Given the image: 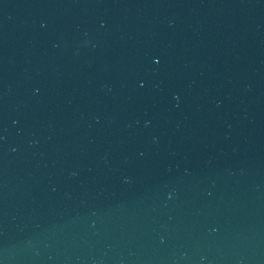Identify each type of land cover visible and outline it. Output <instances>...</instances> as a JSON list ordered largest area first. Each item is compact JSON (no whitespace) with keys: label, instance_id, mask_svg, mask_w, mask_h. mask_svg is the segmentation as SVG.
<instances>
[{"label":"water","instance_id":"95a60500","mask_svg":"<svg viewBox=\"0 0 264 264\" xmlns=\"http://www.w3.org/2000/svg\"><path fill=\"white\" fill-rule=\"evenodd\" d=\"M0 264H264V0H0Z\"/></svg>","mask_w":264,"mask_h":264}]
</instances>
